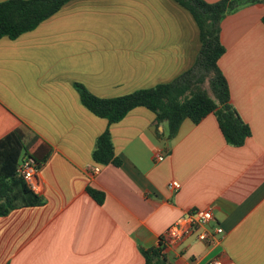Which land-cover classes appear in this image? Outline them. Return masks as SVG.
<instances>
[{"label": "crops", "instance_id": "0c3cea01", "mask_svg": "<svg viewBox=\"0 0 264 264\" xmlns=\"http://www.w3.org/2000/svg\"><path fill=\"white\" fill-rule=\"evenodd\" d=\"M241 1L222 19L219 60L231 103L251 127L240 146L213 113L186 118L169 140L167 123L156 126L147 107L110 124L81 100L77 85L116 98L194 65L199 26L176 0H70L34 29L0 38V140L16 129L35 136L43 198L0 216V264H145L142 247L205 208L224 230L219 241L193 234L166 246L172 264H264V1ZM107 129L119 164L93 158Z\"/></svg>", "mask_w": 264, "mask_h": 264}, {"label": "trees", "instance_id": "16d2710c", "mask_svg": "<svg viewBox=\"0 0 264 264\" xmlns=\"http://www.w3.org/2000/svg\"><path fill=\"white\" fill-rule=\"evenodd\" d=\"M68 1L70 0L0 1V38H16L34 29ZM176 1L192 13L199 26L201 47L194 65L171 82L136 90L116 98H99L83 85H77L81 100L93 113L107 118L110 124L120 121L135 107H147L156 114V126L167 123L169 140L177 136L186 118L198 123L213 113L227 142L240 146L251 135V127L231 103L229 83L220 68L219 60L226 50L221 42L222 19L242 1ZM262 20L264 23V16ZM35 142V136L20 129L0 140V216L8 215L18 207L43 203L41 195L27 185L17 170L21 155L33 156L37 169L40 170L41 163L31 152ZM93 158L103 164L120 163L115 156L109 129L98 137ZM88 191L98 203H103L102 192L93 188H88ZM141 252L145 264H172L166 255L164 238L157 246L142 247Z\"/></svg>", "mask_w": 264, "mask_h": 264}, {"label": "built area", "instance_id": "2783aa9c", "mask_svg": "<svg viewBox=\"0 0 264 264\" xmlns=\"http://www.w3.org/2000/svg\"><path fill=\"white\" fill-rule=\"evenodd\" d=\"M159 160L163 159V155L158 156ZM18 173L23 177L27 185L33 190L37 189V178L39 170L37 162L31 155H24L17 166ZM100 171V167L95 168V173ZM172 191H177L181 185L177 180H172L169 184ZM214 218L211 208L197 209L187 213L166 232L164 243L166 246H174L182 244L188 237L196 234L200 241L205 242L209 246L215 245L219 241V237L224 230L220 225H211ZM185 264H191L186 262ZM209 264H222L220 259H212Z\"/></svg>", "mask_w": 264, "mask_h": 264}, {"label": "rangeland", "instance_id": "374dc122", "mask_svg": "<svg viewBox=\"0 0 264 264\" xmlns=\"http://www.w3.org/2000/svg\"><path fill=\"white\" fill-rule=\"evenodd\" d=\"M21 157H22V155H21ZM22 159V158H21Z\"/></svg>", "mask_w": 264, "mask_h": 264}]
</instances>
